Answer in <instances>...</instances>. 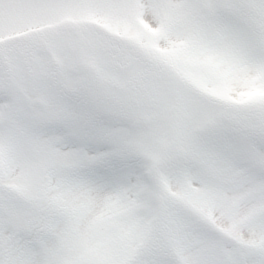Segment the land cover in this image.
<instances>
[{
    "label": "snow or ice",
    "instance_id": "1",
    "mask_svg": "<svg viewBox=\"0 0 264 264\" xmlns=\"http://www.w3.org/2000/svg\"><path fill=\"white\" fill-rule=\"evenodd\" d=\"M0 264H264V0H0Z\"/></svg>",
    "mask_w": 264,
    "mask_h": 264
}]
</instances>
